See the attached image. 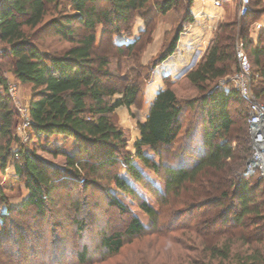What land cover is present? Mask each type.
<instances>
[{
    "label": "trees",
    "instance_id": "16d2710c",
    "mask_svg": "<svg viewBox=\"0 0 264 264\" xmlns=\"http://www.w3.org/2000/svg\"><path fill=\"white\" fill-rule=\"evenodd\" d=\"M56 1L2 0L0 4V44L5 49L0 56L11 60L12 76L32 92L28 105L30 129L36 136L61 135L75 144L72 153L62 152L63 169L43 162L23 144L14 155L17 115L7 94L0 93V171H5L8 161L16 158V178H23L29 190L21 208L25 211L33 207L42 216L56 183L65 175L72 176L84 188L105 180L121 195L138 202L149 225L144 226L131 214L123 231L104 229L97 250L99 262L118 257L126 244L137 245L132 244L134 239L155 237L167 241L177 232L189 246L174 256L173 264H264V196H256L264 194V183L258 172L244 173L251 139L249 135V141L240 140L238 145L234 142L235 120L230 110L233 107L236 119L243 120L247 128L246 103L230 81L236 70V39L244 43L250 61L253 94L264 103V33L259 35L257 45L249 39L253 17L264 13V6L259 7L261 2L239 22L224 15L201 61L185 76L196 96L182 103L170 86L161 89L145 121L138 123L139 136L133 152H129L123 132L112 117L117 108L129 109L136 103L142 83L128 73L118 76L117 67L112 66L113 60L118 61L114 55L138 58L141 37L148 35L150 42L157 16L176 9L183 0H68L73 14L43 24L47 5ZM192 2L185 0L181 23L165 35L152 68L175 51L183 25L193 21L189 10ZM236 2L224 0L222 5L224 8ZM135 15L144 29L130 41L115 44L114 36L127 32ZM99 25L104 27L103 34L109 41L105 51L95 46ZM49 27L70 46L59 53L42 51L35 41ZM78 27L83 31L80 38L75 33ZM123 27L127 28L123 31ZM193 107L200 114L196 117L194 113L195 124L174 148L186 112ZM145 148L152 157L144 153ZM138 166L160 180L164 191L155 188ZM126 177L150 191L159 209L149 206ZM108 198L120 213H131L114 196ZM201 209L212 212L202 217L195 215ZM10 212L1 215L0 231ZM165 220L169 226L162 224ZM73 222L77 233H81L84 222L78 218ZM48 248L43 245L31 252L27 264H89L86 244L78 251L58 253ZM0 250L8 261L16 255L6 247Z\"/></svg>",
    "mask_w": 264,
    "mask_h": 264
},
{
    "label": "rangeland",
    "instance_id": "374dc122",
    "mask_svg": "<svg viewBox=\"0 0 264 264\" xmlns=\"http://www.w3.org/2000/svg\"><path fill=\"white\" fill-rule=\"evenodd\" d=\"M257 2H261L259 7L264 6V0H249V7H256L255 4ZM184 10L185 0H183L176 9L170 10L166 15L157 16L151 28L150 42L148 43V35L144 34L141 37V42H139L138 46V58L135 59L132 56L129 58H120L119 56L114 55L118 59V61L113 60L112 63L113 68L117 67L118 69L116 74L118 76H125L124 74L128 73L133 76V79L138 77L139 81L142 83V92L136 103L129 109L123 106L117 108L112 117L115 125L123 132L126 141V151L133 152V144L139 136L137 125L138 123H143L145 121L150 103L154 98V95L152 97L149 96L148 90L152 84L157 67L152 68V62L159 51L153 55L149 61H145L144 53L146 48L152 43V35H154L159 21L171 25V32H173L177 24L181 23ZM223 10L226 17L230 18L229 16L231 15L236 22H239L240 18L237 15V2L236 4L234 3L224 7ZM67 14H73L68 0H57L56 3L47 5V14L44 18L43 24L54 18H61ZM139 26L140 19L135 15L127 32L124 31L127 27H123L122 30L124 32L118 36H114V43L117 45L123 44L124 42L133 39V37L138 36L140 32ZM184 27L187 29L189 28V25L185 23L182 29ZM49 28L50 29L47 31L39 33L35 41L42 51L51 54L59 53L70 46L69 42L54 34L53 29L51 27ZM78 28L79 29L75 28V30L77 29L75 33L77 34V38H80L83 35V31L81 27ZM103 30L104 27L101 25L97 26L95 30V46L99 47V50L101 51H105L109 45L108 37L103 34ZM180 37L181 34L179 38ZM3 50H5L4 46L0 44V51L2 52ZM200 61L201 60H199L198 63ZM10 63L11 60L8 57L2 58L0 56L1 72H3L9 80H14L16 82L10 72ZM198 63H196L193 68H195ZM188 72L178 76L170 74L160 78L159 91L166 86H170L182 103H187L192 100V98L196 96V92L185 80V76ZM2 80L6 81L7 79ZM3 87V84H1L0 93H3ZM17 95L21 106L27 110L32 96L31 90L29 87L21 86L18 83ZM261 103L264 105L262 101ZM194 110L195 108L193 107L186 112V118L183 121L182 129L178 138L173 145L174 148L181 144L183 136L188 129L191 130L192 125L195 124L193 118L194 113L196 114V117L200 113H196ZM230 110L235 120V125L232 128L233 136L236 137V141L234 142L238 145L240 144V140L243 141V139H247L249 141V134L244 121L236 119L233 107H231ZM15 113L17 116L15 118L16 124L13 129V136L17 139V143H12V151L14 155L20 145L23 144L29 152H34L35 156L43 162L63 169L65 167V157L62 152L67 154L73 152L75 149L73 140L61 135H52L49 137L43 135L36 136L30 127H28L25 129V135L28 136V139L24 141L22 139L23 131L21 129L23 117L17 114L16 111ZM144 153L148 156L152 155L148 148L144 149ZM16 163V158L13 157L8 161L5 171H0V217L1 215L7 214L8 210H11L4 227L0 231V249L6 247L9 251L16 252V255L13 256L10 261H8V259L0 252V264H27L31 257L30 253L38 250L43 245L49 247L48 251L49 249H53V251L59 253L62 250L64 252L70 250L78 251L82 244H86L90 250L89 264H173L174 256L178 253H183V248L189 246L188 243L184 241V237H181L177 232L170 236V239H168L169 241L155 237L151 240L148 237H144L140 240L137 239L139 242L134 239L132 244L136 243L137 245L128 244V246L126 244L121 250V254L115 259L107 258L106 261L99 262V253L97 250L100 234L104 229L109 232L123 231L131 214L138 217L144 226L149 225V219L146 214L138 208V202L121 195L115 190L112 183L108 184L105 180L100 181L98 185H89L84 188L79 181L72 176L65 175L56 183L55 189L49 196L48 203L45 204V210L42 216H40L33 207L24 211L21 206L29 196V190L25 187L23 178L17 179L12 175V172H15L14 165ZM138 168L143 174L147 175V178H149L155 188L159 191H164L163 183L160 180L147 172L142 166H138ZM126 179L129 185L149 206L156 210L159 209L157 200L150 191L144 190L141 186L133 183L128 177H126ZM108 195L114 196L119 202L125 205L131 213H120L113 205L109 204ZM256 196L257 198H260L261 196L263 197L264 194H258ZM1 199H3V201ZM176 207H178V205ZM209 212L208 209H201L197 211L195 215L199 214L200 217H202ZM74 218L82 220L85 224L84 230L81 233H77L76 231L73 222ZM162 224L169 226L167 220L163 221Z\"/></svg>",
    "mask_w": 264,
    "mask_h": 264
},
{
    "label": "crops",
    "instance_id": "0c3cea01",
    "mask_svg": "<svg viewBox=\"0 0 264 264\" xmlns=\"http://www.w3.org/2000/svg\"><path fill=\"white\" fill-rule=\"evenodd\" d=\"M214 1L193 0L189 9L193 21L187 23L189 28L178 39L176 49L172 55L156 67L152 84L148 90L150 97L154 95L155 98L159 92L160 78L170 74L173 76L182 75L190 71L201 60L218 24L223 20L224 10L222 4L224 0H216L220 2V6H215ZM225 1L229 2V0ZM253 18L254 20L250 23L249 39L253 45H257L259 35L262 32L264 33V13ZM142 29L143 22L140 20L139 31ZM171 29V25L159 21L154 35H152V43L147 46L144 53L145 61H149L153 55L160 51L164 43L165 35ZM12 175L16 177L15 172H12Z\"/></svg>",
    "mask_w": 264,
    "mask_h": 264
},
{
    "label": "built area",
    "instance_id": "2783aa9c",
    "mask_svg": "<svg viewBox=\"0 0 264 264\" xmlns=\"http://www.w3.org/2000/svg\"><path fill=\"white\" fill-rule=\"evenodd\" d=\"M2 0H0L1 4ZM215 6H220L219 1H214ZM250 10L249 0H237V15L239 18L244 17ZM188 28L182 29V34H185ZM234 54L236 60V70L230 77V81L234 90L238 93L243 101L246 103L247 110V130L251 139L250 155L244 165V173L252 174L258 172L259 177L264 183V105L254 96L252 91V83L254 76L252 74L250 61L245 51L244 43L240 39L235 40ZM3 72L0 70V76ZM3 92L9 97L14 110L17 114L23 117L21 126L23 133V140H27L28 136L25 135V129L30 127V120L28 116V109L25 110L18 99V82L9 80L3 74Z\"/></svg>",
    "mask_w": 264,
    "mask_h": 264
},
{
    "label": "water",
    "instance_id": "95a60500",
    "mask_svg": "<svg viewBox=\"0 0 264 264\" xmlns=\"http://www.w3.org/2000/svg\"><path fill=\"white\" fill-rule=\"evenodd\" d=\"M165 61V60H164ZM153 101H154V99L152 100V102L150 103V107H151V105H152V103H153ZM150 107H149V110H150ZM149 112V111H148Z\"/></svg>",
    "mask_w": 264,
    "mask_h": 264
}]
</instances>
